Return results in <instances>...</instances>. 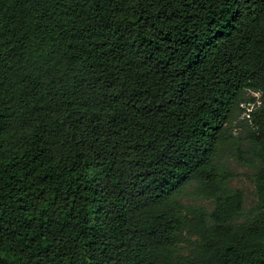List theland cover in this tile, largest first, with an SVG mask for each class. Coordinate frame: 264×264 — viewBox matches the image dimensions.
<instances>
[{
  "label": "trees",
  "instance_id": "1",
  "mask_svg": "<svg viewBox=\"0 0 264 264\" xmlns=\"http://www.w3.org/2000/svg\"><path fill=\"white\" fill-rule=\"evenodd\" d=\"M0 264H264V0H0Z\"/></svg>",
  "mask_w": 264,
  "mask_h": 264
},
{
  "label": "rangeland",
  "instance_id": "2",
  "mask_svg": "<svg viewBox=\"0 0 264 264\" xmlns=\"http://www.w3.org/2000/svg\"><path fill=\"white\" fill-rule=\"evenodd\" d=\"M226 164H228L229 168H231V170H233L234 173L236 174L235 178L231 182L232 186L244 191L245 206L249 207L253 203V200H254V187L250 181L249 168L246 166H240L236 164L234 161H232L231 159H227ZM189 201L207 205V201L201 200V199H196L194 201H192V199H189Z\"/></svg>",
  "mask_w": 264,
  "mask_h": 264
},
{
  "label": "built area",
  "instance_id": "3",
  "mask_svg": "<svg viewBox=\"0 0 264 264\" xmlns=\"http://www.w3.org/2000/svg\"><path fill=\"white\" fill-rule=\"evenodd\" d=\"M251 94L255 97L259 96V93L256 92H251ZM259 101H256V103L254 102H242L241 103V108H242V113H241V118L242 119H246L249 120L251 119V113L253 111V109L256 107L255 105H259Z\"/></svg>",
  "mask_w": 264,
  "mask_h": 264
}]
</instances>
